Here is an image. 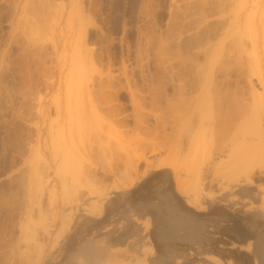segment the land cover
Returning <instances> with one entry per match:
<instances>
[{"label":"rangeland","instance_id":"obj_1","mask_svg":"<svg viewBox=\"0 0 264 264\" xmlns=\"http://www.w3.org/2000/svg\"><path fill=\"white\" fill-rule=\"evenodd\" d=\"M240 1L0 0V264H264V24L247 36L250 6L236 49ZM71 23L78 75L51 88L53 31ZM94 57L102 103L68 102ZM56 104L66 138L76 104L93 117L69 125L76 146L49 134ZM63 140L66 188L46 158Z\"/></svg>","mask_w":264,"mask_h":264},{"label":"bare ground","instance_id":"obj_2","mask_svg":"<svg viewBox=\"0 0 264 264\" xmlns=\"http://www.w3.org/2000/svg\"><path fill=\"white\" fill-rule=\"evenodd\" d=\"M262 2H263V0H257L254 4H250L249 0H243V1L238 2L240 4H239V6L237 8H235V12H233L234 13V15H233V18L234 19H233V21H230L229 22V25L227 26V30L225 31V37H227V36H234V37H236V38H234L235 39L234 42L236 44V41H238V39H239V34L238 33L240 32L239 22L241 21L244 12L247 9H249L250 6L252 7L253 5H255V7H257V9H255V11H254L255 13L254 14L251 13V15L248 14L249 17L247 16V18H250L249 19V24L247 26V29H248L247 30V36L250 37L251 39H253L254 41H257L258 38H259V29H258V26H261L262 24H264V3L262 4ZM226 3L227 4L223 5V8L221 9L222 14H226L227 12H229V10H231L230 9L231 5L229 4V2H226ZM29 4H31V3L26 2L25 6L23 7V10H22L23 11V14H26V12L28 11L27 8H26V6L28 7ZM61 24H59V25L61 26ZM59 25H58V27H59ZM70 25L71 26L67 25L66 28L59 27L60 28L59 29V32H58V27H55V29L53 31V37L51 39V44H52V50H53V53H54L52 55H54L53 56L54 58L51 59L52 61H50V67H49L50 68V71H51V79H52V82L50 84L51 88H54V86H55V84H56L57 81H58L59 84H61L63 82L64 72H66L67 68H69V70H67L69 73L67 72L68 74H67V78L66 79L68 80L67 81L68 84L65 83L67 85L66 86V89L68 88V86H69V88L70 87H73V84H71V80H72V76L74 74L73 73V70L75 69V67L73 66L72 63H71L72 65L70 64L71 66H69V61H70V58H71V57L69 58V53H70V49H71V42H69V41H70V35H71V33H70V31H67V29L68 28H73V30H74V26L72 25V23ZM70 30H72V29H70ZM79 30H80V28H79ZM80 32H81V30H80ZM78 34H80V33L78 32ZM236 35H238V36H236ZM80 37L81 36H79L78 38L76 37V39H79V42L81 41ZM72 38H74V37H72ZM76 41H78V40H76ZM76 41H75L76 44L73 43L75 45L72 44V46H77V42ZM77 47H76V50H74L75 52H77V49H78ZM237 47L238 48L240 47L239 46V42H237V44L235 45V48L236 49H238ZM74 49H75V47H74ZM88 49L90 51V48H88ZM77 54H78V52H77ZM80 55H81V53H80ZM70 56H72V55H70ZM216 56H218V58H219V55H216ZM216 56H214V57H216ZM89 57H90V55H89ZM75 58H78V57L76 56ZM218 58L216 57V58H214V60H217L218 61ZM72 59H71V62H73ZM90 59H87L86 58V68H85V66L82 67L80 65L83 61L81 63H78L77 64L75 62L77 59H74V62L73 63H76L75 65L76 66L78 65L79 68L81 66L82 68H80V71H82V70L83 71L81 72L82 74L80 73V75H79L78 83H76L77 81L75 80L74 87H76V89H73V90L69 91L70 94L67 91L69 88L66 90V97H68V99L65 98V100H67L68 102L72 101L71 96H73L72 95V92L74 90L75 91L73 93L76 92V94H75L76 95V98H75L76 100L74 99V101H75V103L77 101V104H78V102L80 104L81 102L83 103L85 101L83 99L84 97H86V96L88 97V94L90 95V91L91 90H94V88H96L97 86H99V88H100V86H102L103 82L106 81L105 79H107V80L112 79L111 78V75H110L109 69H104L103 66L102 67H98L96 65L97 58L96 59H95V57L93 58L94 59L93 60L94 61L93 63L91 61L92 59L91 60ZM87 60L90 62V64H88ZM258 64L261 65V71L262 72H261L260 75L263 77L264 70L262 68V62H258ZM76 68L78 69V67H76ZM77 69H75L76 75H78L77 71H79ZM75 77L78 78V76H75ZM86 91L89 92V93H87V95H86ZM67 93L69 94L68 96H67ZM91 93H92V91H91ZM131 94H130V96H131ZM92 96H94V95H92ZM133 96H134V94H132L131 99H132L133 103L135 104V99H134ZM105 99H104V101H106V102H112L111 101L112 100L111 98H107V100H105ZM93 100H95V101H94V104L91 105V106H96V103H97V106H98V103H102L101 100H100V98H99V96H98V94L97 95L95 94ZM63 102H64V100H63ZM68 102H66V103H67V106L69 105L68 108L70 109V105H73V104H68ZM106 102H104V103H106ZM38 103H40V106H39ZM38 103H37L38 104L37 107L39 106V108H38L39 115L45 114V113H47V115H48L49 110L48 109L46 110L45 108L42 107V106H44L43 105L44 101L42 99H40V101H38ZM82 103L80 105L85 107L86 106L85 105V102L83 103L84 105H82ZM136 103H137L136 106H134V104H132V105L134 106V108L136 107V110H137L138 102H136ZM77 104L75 106H77ZM80 105H79V107H80ZM75 106H74V110L76 111V114H77V118H76L77 122H75L76 120H74V115H72L73 119L72 118L71 119L70 118L69 119L67 118V117L71 116V115H69V113L71 111L70 110V111H68V113H67L68 115L66 117L67 118V123H69V125H71V126H72V124H75L76 123V129L78 128L76 131H78L79 134H82L81 131H82L85 123L87 122L89 124V121L92 120L93 117H91L92 115L89 114V111H88V115L87 116L85 115L86 111H84V110H88L87 107L85 109H83V111L81 109L84 108V107H82V108L80 107L81 109H79V110H81V111H78V106L76 107V109H75ZM56 110H57V115H58L57 117H55V118H58V119H55V120H58L57 121V124H56L57 127H55L56 125L54 126L55 127V130L54 131H53L54 128L51 127L50 128L51 130H50V133L49 134L52 137L54 135V133L55 134H57V133L59 134L60 133V135L62 136L61 138H63L66 135H65L64 127L61 124L62 122H60L61 121L60 117L62 116L61 107L59 105H57ZM93 110H94V107H93ZM95 110H94L95 113H97L95 116H97L99 118V113L97 112V109H95ZM94 111H93V113H94ZM65 112H67V111H65ZM135 113H136V111H135ZM139 114H141V113H139ZM139 114L137 113V114H133V115H135V117H137V120L138 121H141V120H143V114L142 115H139ZM89 115H90L91 119L89 121H87L89 119V117H88ZM103 120H105V119H103ZM95 122H96V120H95ZM64 125H66V123ZM69 125H68V128H70V129H67L69 131L68 132V135L69 136L67 135L68 138L65 137L63 139H68L70 143L73 141L72 144H74V143H76V135H75V132L76 131L73 129V127H70ZM90 125H92V124H90ZM58 134H57V136H58ZM52 139H53V137H52ZM192 139H194V138H192ZM53 140H55V138ZM65 141L63 140V143L61 142L62 143V147H63L61 150L59 148L61 146L58 147V146L55 145L56 147L53 148L54 149V152L52 153L51 151H48L47 154H46V158L53 160V162H51V163L57 164V166H56V173H57V175L59 177V179H58V185L61 184L64 188H66L68 186V184L70 182H72L73 179H70L69 174L74 173V171L76 170V167H77V163H78V159H77V157L74 154V151L72 149L73 148L72 144H70V143L69 144L64 143ZM247 141L248 140H246L245 138L243 139V142L240 144L241 145V148L240 149H242V147H243V149H245L244 146H246L245 143ZM52 143H54V141L51 142V144ZM63 144H64L65 147L63 146ZM59 145H61V144H59ZM74 146H76V145L74 144ZM192 146H193V144H192ZM237 147L238 146H236V149L238 151L239 150L238 148L240 146L238 148ZM247 147L248 146H246V148ZM254 147H256V146H254ZM256 149H257V147H256ZM234 150H235V147H234ZM243 151L244 150H240L241 154H243Z\"/></svg>","mask_w":264,"mask_h":264}]
</instances>
